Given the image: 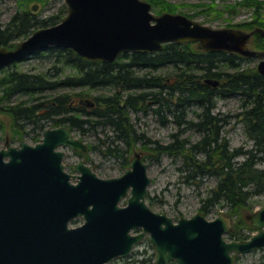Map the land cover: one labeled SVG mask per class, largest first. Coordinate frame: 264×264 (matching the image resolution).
Masks as SVG:
<instances>
[{"label": "water", "instance_id": "obj_1", "mask_svg": "<svg viewBox=\"0 0 264 264\" xmlns=\"http://www.w3.org/2000/svg\"><path fill=\"white\" fill-rule=\"evenodd\" d=\"M64 3L67 12L58 23L34 30L14 48L0 46V69L52 46L110 62L125 52L154 53L165 43L198 42L205 51L258 57L257 69L264 74V51L246 47L253 31L212 28L182 13L155 14L146 0ZM62 148L87 145L61 125L45 128L34 144L22 140L0 148V264H105L128 256L146 234L155 264H234V254L264 250V205L251 216L256 233L227 240L224 214L207 218L197 212L174 220L154 211L146 202L151 178L139 154L119 176L102 178L83 161L76 162V173L67 172ZM77 217L83 222L70 226Z\"/></svg>", "mask_w": 264, "mask_h": 264}, {"label": "trees", "instance_id": "obj_2", "mask_svg": "<svg viewBox=\"0 0 264 264\" xmlns=\"http://www.w3.org/2000/svg\"><path fill=\"white\" fill-rule=\"evenodd\" d=\"M148 1L158 13L174 12V5L165 0ZM38 2L44 5L47 0H17L16 11L5 23L0 21V46L14 48L34 30L58 23L67 12L63 4L56 12L39 16ZM238 3L253 7L255 13L264 5L259 0ZM247 25L256 28L255 36L264 43V16L255 14ZM45 51L51 66L44 72L0 69V115L11 116L21 137L26 124L32 126L34 142L45 128L65 125L81 135L92 132L97 143L91 149L105 146L102 153L121 159L124 167L138 142L156 159L161 154L180 157L178 170L185 183L198 186L204 178L215 179L200 193L199 210L205 215L225 208L233 216L254 206V197L264 193V74L249 65L252 57L205 51L192 42L165 43L154 53L125 52L110 62L91 61L71 48L52 46ZM92 90L99 93L90 94ZM232 97L238 100L235 116L247 138L235 147L221 134L229 114L213 112L217 100ZM148 112L162 125L177 126L169 143L145 139L136 130L131 114ZM188 129L199 132V139L181 136ZM246 227L227 236L247 239L253 227L249 223ZM141 254L136 252L134 264H154L153 254L146 258Z\"/></svg>", "mask_w": 264, "mask_h": 264}, {"label": "rangeland", "instance_id": "obj_3", "mask_svg": "<svg viewBox=\"0 0 264 264\" xmlns=\"http://www.w3.org/2000/svg\"><path fill=\"white\" fill-rule=\"evenodd\" d=\"M165 1L174 5L173 13H182L187 16L191 15L192 19L209 27H233L244 33L253 31L246 41V47L249 49L264 51V43L259 41L255 36L256 28H250L247 25L253 20L255 14H261L264 16V5L260 8V10H258V12L255 13V9L253 7L238 3L245 0ZM259 1L264 2V0ZM63 4L65 5L64 0H47L44 5L38 2V8L35 12H37L39 16H45L47 14L56 12ZM17 7V0H3L0 5V21L5 23L16 11ZM151 10L155 14H161L158 13L152 5ZM233 10L234 12H231ZM192 43H194L195 46H199L201 49L198 42ZM40 51H42V53L39 55L32 54L31 56L25 57L10 66H14L21 71H29L34 73L44 72L47 67L51 66V62L46 57H44L47 54V51ZM259 59L260 58L258 57H252V59L249 61V65L257 66ZM96 93H99V91H90V94ZM14 98L16 97H13L12 100H15ZM213 112L219 114L221 117L229 114L226 118V122L221 125V134L229 141L231 147L244 145L247 142L243 126L235 116V113L239 112V104L236 97L217 100ZM0 118V148L6 146V144L17 145L22 140L29 144L35 143L32 138L34 131H32V126L30 124H26L25 127L21 128L23 132H26L21 137V131L14 127L12 118L9 114L1 113ZM131 118L134 122L136 130L139 133H142L145 139L148 138L151 140H157L162 144L169 143L171 141L170 134L177 130V126L172 122H167L164 125L160 124L158 119L151 112H148L147 114L138 113L136 117L131 114ZM73 134L76 138L84 142L87 145V148L85 150L62 148L65 151L63 164L65 165V170L67 172L71 174L76 173L74 168L76 162L83 161L85 164L89 165L98 176L102 178L115 177L119 176L126 168L130 166V160L135 154H139L141 159L147 164V174L151 178V183L147 188L146 202L154 211L164 212L174 220L179 217H189L194 213L201 212L199 210V198L201 196L200 193L203 195L207 188L214 184L215 179L213 177L204 178L198 186L191 184L189 185L183 181V178L181 177L178 170V167L182 165V160L180 157L175 158L167 154H161L156 159V155L153 154L151 150L148 151V149L142 147L141 142L136 143L131 152L128 153L129 164L128 166L124 167L122 165L121 159L113 155H104L102 153L101 150H104L105 146L100 145L101 149H91V146H94L97 143V140L95 139V136L92 132L81 135L79 132L73 131ZM181 136H188L191 141H195L199 139L200 133L193 129H188ZM249 144L250 142L246 144V147H249ZM254 198L256 201L254 206L239 210V212L237 211L233 216H231V214H229L225 208H219L208 215H204L207 218H213L217 214H224L229 220L228 232L233 230L234 232L242 231V229L247 228L246 226L249 223L253 229L247 230L252 235L253 233H256L259 228L253 224L251 216L258 208L264 205V193L257 195ZM125 202L126 198H123L120 204L123 205ZM82 222L83 218L77 217L76 219L72 220L69 225L76 226ZM137 231L138 229L132 232L135 233ZM227 233L225 234V238L227 240H231L227 236ZM243 240L245 239H238L237 241ZM263 251V249L259 248L247 253L234 254V264H264ZM136 252L138 254L143 252L139 256L141 258H146L153 254L155 264V248L151 243L148 234H146L143 239L134 245L128 256L123 258H114L105 264H134L133 260L135 259L134 257L136 256Z\"/></svg>", "mask_w": 264, "mask_h": 264}]
</instances>
